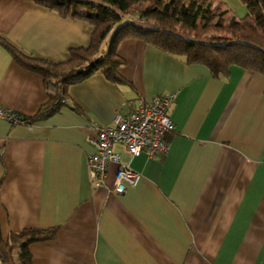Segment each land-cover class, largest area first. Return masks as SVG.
<instances>
[{
    "label": "crops",
    "instance_id": "crops-1",
    "mask_svg": "<svg viewBox=\"0 0 264 264\" xmlns=\"http://www.w3.org/2000/svg\"><path fill=\"white\" fill-rule=\"evenodd\" d=\"M221 1L229 14L247 12L241 0ZM92 29L31 0H0V36L29 56L64 61ZM116 51L126 81L95 72L70 84L69 104L46 118L0 116L2 237L55 227L29 244L31 264H264V74L232 64L215 76L139 37L122 38ZM170 91L167 149L132 156L114 143L141 176L113 193L112 161L96 184L86 165L91 121L109 124ZM47 99L42 75L0 44V106L31 115Z\"/></svg>",
    "mask_w": 264,
    "mask_h": 264
},
{
    "label": "trees",
    "instance_id": "trees-1",
    "mask_svg": "<svg viewBox=\"0 0 264 264\" xmlns=\"http://www.w3.org/2000/svg\"><path fill=\"white\" fill-rule=\"evenodd\" d=\"M61 15L88 20L90 42L70 49L69 58L52 62L24 54L0 36V44L21 66L42 75L48 99L31 115H19L30 124L68 105V87L95 72L115 82L126 79L117 67L123 58L118 42L139 37L160 49L182 56L187 63H203L215 76L229 74L232 64L264 74V0H241L247 12L229 14L221 0H31ZM111 31L108 47L101 44ZM55 227L0 232V264H31L32 241L53 236Z\"/></svg>",
    "mask_w": 264,
    "mask_h": 264
},
{
    "label": "built area",
    "instance_id": "built-area-1",
    "mask_svg": "<svg viewBox=\"0 0 264 264\" xmlns=\"http://www.w3.org/2000/svg\"><path fill=\"white\" fill-rule=\"evenodd\" d=\"M174 97L175 92L170 91L151 98H142L137 107L127 113L117 111L109 124L91 121L95 135L90 140L95 149L87 155L86 165L89 177L96 184H103L102 178L112 161L118 163L113 181V193H123L127 186L138 182L140 171L122 162L120 153L113 148V144L124 145L132 156L141 153L152 156L157 151H165L168 143L164 135L175 127L167 111L168 104ZM0 116L12 123L19 122V114L16 111L2 106H0Z\"/></svg>",
    "mask_w": 264,
    "mask_h": 264
},
{
    "label": "rangeland",
    "instance_id": "rangeland-1",
    "mask_svg": "<svg viewBox=\"0 0 264 264\" xmlns=\"http://www.w3.org/2000/svg\"><path fill=\"white\" fill-rule=\"evenodd\" d=\"M110 35H111V31L107 34V37H106V39H105V41L102 43V45H101V49L102 50H106L107 49V47H108V42H109V39H110ZM101 50H99L98 51V53L100 54L101 52H100ZM103 51V52H104Z\"/></svg>",
    "mask_w": 264,
    "mask_h": 264
}]
</instances>
